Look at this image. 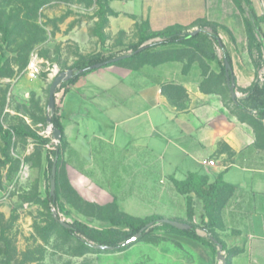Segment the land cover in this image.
I'll use <instances>...</instances> for the list:
<instances>
[{"label":"crops","instance_id":"crops-1","mask_svg":"<svg viewBox=\"0 0 264 264\" xmlns=\"http://www.w3.org/2000/svg\"><path fill=\"white\" fill-rule=\"evenodd\" d=\"M133 1L135 7L111 15V29L138 28L143 35L145 25V44L154 47L65 84L59 120L63 153L67 149L68 163H73L69 167L80 169L84 163L85 172L94 171L102 180L101 190H149L161 183L174 196L165 200L162 218L183 221L189 214L206 224L213 219L208 231L223 244L225 264H264V105L247 106L253 88L264 83V68L257 69L259 39L254 34L249 47L247 16L235 0ZM249 2L264 18L262 0ZM258 26L264 37V21ZM199 27L213 43L209 34L219 38L216 61L212 46L208 54L188 42L191 37L172 45L159 42L162 34ZM224 53L236 101L227 91ZM204 160L213 165L203 166ZM189 173L207 183L221 179L212 215L203 213L194 194L175 189L172 180L182 181ZM163 262L177 259L162 247L145 260Z\"/></svg>","mask_w":264,"mask_h":264},{"label":"rangeland","instance_id":"rangeland-1","mask_svg":"<svg viewBox=\"0 0 264 264\" xmlns=\"http://www.w3.org/2000/svg\"><path fill=\"white\" fill-rule=\"evenodd\" d=\"M123 2L0 0V24L6 29L0 30V124L4 129L25 128L53 141L46 116L54 77L89 58L130 54V48L138 45L141 29H111L110 17L115 11L137 5L133 0ZM250 33L255 38L253 29ZM97 34L102 35V43ZM198 34L188 42H196L208 54L212 46L216 61L218 46L204 32ZM32 55L40 65L34 79L26 69ZM263 68L264 55L260 52L257 69L263 72ZM65 83L55 90L53 117L55 113L60 116ZM256 104L252 100L247 106ZM50 143L40 146L30 138L13 136L4 149L0 140V247L7 248L12 264H145L159 247L177 259L167 264H220L216 246L203 249L187 243L180 237L182 233L166 224L149 228L133 244L125 245L134 234L104 220L107 213L115 220L162 218L167 214L165 200L174 196L163 190L161 183L149 190H101L103 182L96 173L85 172L84 163L80 169L69 167L73 163H68L67 149L64 153L62 149V157L56 162L59 189L52 202L48 189L55 156ZM71 143L77 144L73 139ZM54 214L72 227L71 232L55 220ZM179 222L195 226L205 238L204 225L196 223L192 215ZM95 245L113 249L99 250Z\"/></svg>","mask_w":264,"mask_h":264},{"label":"trees","instance_id":"trees-1","mask_svg":"<svg viewBox=\"0 0 264 264\" xmlns=\"http://www.w3.org/2000/svg\"><path fill=\"white\" fill-rule=\"evenodd\" d=\"M98 1H101V0H98ZM235 1L238 3L242 11L243 9L241 7V2H244L245 5L249 8L248 10L249 18L246 19V26H247V30L250 36V42H249V47H250L252 46L253 37H251V33H250L252 27H251V23L249 19L253 20L258 26V24L264 21V18H258L256 16L253 8L250 5L249 0H235ZM0 30L4 32L6 31L5 27L1 24H0ZM213 31L215 32V27H213ZM97 35L99 36L100 42L102 43L103 42L102 35L101 34H97ZM198 35L200 34H196L195 36H192L191 39H193L194 37ZM159 37L163 38V41L161 42L162 45H172L176 43H184V42H187L190 38L189 34H181V33H165ZM212 39L214 40V42H217L219 38L217 37L215 33H213ZM144 42H145V36L141 35L139 38L138 45L132 46L130 48L132 53L129 56L122 59L121 61L105 65L104 67L111 66L113 64L120 63L128 59H131L135 56L144 54L146 51L154 47V45H150V46H146L143 49L137 51L138 48ZM115 57L116 56L111 57V58H115ZM111 58H108V59L89 58L87 60H84L80 63L75 64L74 70L76 71L83 70V72L74 75L72 78L66 81L65 84H72L78 77L94 72L97 69H91L90 67L92 65L100 63V62H104ZM224 58L227 59V61L230 63V59L228 55L225 53H224ZM222 70H223V67H222ZM247 100H251V101L253 100L257 104L264 105V83L261 88L255 86L253 88V91L251 92V95L248 96ZM52 123L54 127H56L57 129L61 131V141L58 147L52 146V149L54 150V156L57 155V160H59L62 157V149H63L62 147H63L64 141H63V128L59 120V117L56 115V113H55V116L52 118ZM13 136L30 138L34 140L36 143H38L40 146H46L50 143V140L48 138H45L42 135H39L38 133L33 132L31 130H28L25 128L4 129L2 125L0 124V140L2 142L4 149L9 147L10 140ZM172 182H173L175 189L178 192L185 193V194H191V193L194 194L195 197L201 202L203 213L209 214V215L213 214L216 201L218 200V197H219V190L222 185L221 179H217L212 183H207L203 181L199 175L195 173H189L184 180L182 181L172 180ZM58 189H59L58 178H56V190H55L56 195H57ZM104 220L110 222L113 226L126 227L128 229V233L132 235L139 232L147 223L154 221V220H139V221L115 220L110 213L106 214ZM201 223L204 225L205 230L208 231V228L214 225V220L211 219V221L208 224L204 222H201ZM167 227L171 228L172 230L178 231L170 226H167ZM192 228L193 229L190 231H178V232L182 233L183 235L187 237L200 241L203 245H206L209 247L213 246L212 242L209 239L201 238L200 236L197 235L195 231L196 229L195 226H192ZM68 232H71V231L68 230ZM223 249H224V246H223ZM8 257H9V254H8L7 248L0 247V264H12L10 260L8 259Z\"/></svg>","mask_w":264,"mask_h":264},{"label":"water","instance_id":"water-1","mask_svg":"<svg viewBox=\"0 0 264 264\" xmlns=\"http://www.w3.org/2000/svg\"><path fill=\"white\" fill-rule=\"evenodd\" d=\"M241 7H242L244 13L246 14L247 18H249V14H248L249 8L245 5L244 2H241ZM249 21L251 23V27L253 29L254 34L259 39V42L261 44V51L264 55V37L259 30V26H257V24L253 20L249 19ZM200 32H205V30L202 28H198V29L193 30L192 32L184 33V34H189V37H192V36H194ZM209 36L212 38L213 33L209 34ZM162 41H163V38L160 37L159 42H162ZM215 43L218 46V48L220 50H222V45H221L220 40L218 39V41ZM153 44H154L153 42H151L149 44H145V42H144L138 48L137 51L143 49L146 46H150ZM131 53H132V51H131ZM130 54H123L120 56H116L115 58H111V59L106 60L104 62L94 64L90 68L91 69H100V68L104 67L105 65L121 61L122 59L126 58ZM222 64H223V71H224V76L226 79V84L228 87V92H229L232 100L236 101L238 99V96H237L236 87H235V80H234V77L232 74V68H231L230 63L227 61V59L224 58V54L222 55ZM82 72H83V70L76 71L74 69H70V70H67L64 72H60L54 77L53 82L50 86L49 96H48L46 122L48 124L49 130L51 131L52 137H53V141L50 143L51 146L58 147V145L61 141V131L59 129H57L56 127H54V125L52 123V117H53L54 111H55V98H54L55 90L62 82H66L70 78H72L74 75H76L78 73H82ZM56 162H57V155L55 156L54 160L52 161L51 169H50V180H49L48 195L51 198L52 202H55V197H56V193H55V190H56ZM54 218H55V220H57L60 223V225L63 228H65L66 230H70V231L72 230V227L68 223L63 222L60 219H58L56 214H54ZM157 224H166V225H168V226H170V227H172L178 231H190L193 229L192 225L184 223V222H179V221L171 220V219H167V218H159V219H156L154 221L147 223L139 232L134 234L124 244L125 245L133 244L143 234V232L147 231L149 228H151ZM195 231H196V229H195ZM203 231H204L203 236L205 238L209 239L212 242V244L217 247L216 260L220 264H225V257L223 254V251H224L223 244L219 240H217V238L212 236L207 230L204 229ZM196 233H197V231H196ZM197 235L200 236L198 233H197ZM94 247L99 249V250H111V249H113L112 247L105 246V245H95Z\"/></svg>","mask_w":264,"mask_h":264},{"label":"built area","instance_id":"built-area-1","mask_svg":"<svg viewBox=\"0 0 264 264\" xmlns=\"http://www.w3.org/2000/svg\"><path fill=\"white\" fill-rule=\"evenodd\" d=\"M123 1H127V0H123ZM262 4H263V15H264V0H262ZM26 69H27V73H28L29 78L34 79L38 76V74L40 72V65L38 63L36 56L32 55L30 57V59L27 63ZM202 165L205 167H209V166L213 165V162L210 160H204L202 162Z\"/></svg>","mask_w":264,"mask_h":264},{"label":"bare ground","instance_id":"bare-ground-1","mask_svg":"<svg viewBox=\"0 0 264 264\" xmlns=\"http://www.w3.org/2000/svg\"><path fill=\"white\" fill-rule=\"evenodd\" d=\"M55 71H56V70H55ZM55 71H54V72H55Z\"/></svg>","mask_w":264,"mask_h":264}]
</instances>
